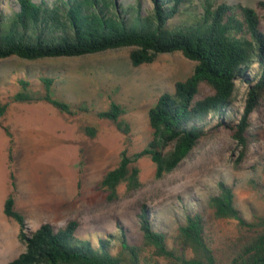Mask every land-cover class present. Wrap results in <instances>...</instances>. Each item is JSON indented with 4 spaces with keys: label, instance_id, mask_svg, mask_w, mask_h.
Segmentation results:
<instances>
[{
    "label": "trees",
    "instance_id": "trees-1",
    "mask_svg": "<svg viewBox=\"0 0 264 264\" xmlns=\"http://www.w3.org/2000/svg\"><path fill=\"white\" fill-rule=\"evenodd\" d=\"M4 2L0 0L1 59L75 57L130 48L133 66L175 52L196 62L193 72L178 80L173 92L161 94L149 109L153 136L147 146L133 154L123 150L118 164L102 178L100 187L108 191L109 199L118 197L123 183L128 190L140 188L138 161L144 156L155 163L157 178L174 171L197 147L215 117L216 127H228L241 147L237 162L247 157L253 136L251 116L264 105V27L256 8L219 0H153L149 10L143 9L142 2L124 8L120 0H15L16 7ZM258 6L264 9V0ZM184 10L187 15L177 20ZM54 82V77H42L44 91L34 92L31 83L21 79V89L11 101L45 102L66 117L86 109L54 96ZM238 83L247 86L242 111L234 108ZM203 85L210 91L204 92ZM9 103L0 97V127L9 138L12 186L4 214L18 222L25 250L6 264H264V213L245 217L236 205L233 186L223 179L206 206L196 202L184 207L190 211L172 235L155 226L147 207L140 214L142 243L122 227L119 234L97 236L94 242L76 234V221L59 229L44 223L27 233L25 216L15 208L14 136L3 122ZM126 112L123 104L111 101L97 116L128 134ZM82 128L90 138L97 136L95 125ZM85 151L82 146L83 158ZM250 183L264 198V185L256 179ZM208 211L215 219L237 222L238 235L225 255L208 233Z\"/></svg>",
    "mask_w": 264,
    "mask_h": 264
},
{
    "label": "rangeland",
    "instance_id": "rangeland-1",
    "mask_svg": "<svg viewBox=\"0 0 264 264\" xmlns=\"http://www.w3.org/2000/svg\"><path fill=\"white\" fill-rule=\"evenodd\" d=\"M3 1L16 7L15 0ZM120 1L128 9L138 2H142L143 9L153 6V0ZM219 1L256 8L264 27V9L258 6L261 0ZM186 13L184 10L176 19H183ZM129 52L130 48H120L75 57L0 58V97L10 102L3 122L14 136L15 208L25 216L26 232L32 233L44 223L59 229L76 221V234L94 242L99 236L119 234L122 227L134 241L142 243L140 214L147 207L155 226L172 235L190 211L184 207L196 202L206 206L222 179L233 186L236 205L245 217L264 213L262 192L250 183L256 179L264 185V105L251 116L253 136L243 161L237 162L241 147L232 131L216 127L215 117L197 147L174 171L157 178L155 163L144 156L138 161L140 188L128 190L123 183L118 187V197L108 198V191L100 187L102 178L118 164L123 150L133 154L147 146L153 136L149 109L161 94L173 92L176 82L187 78L196 64L175 52L133 66ZM42 77L55 78L54 96L86 109L66 117L45 102L11 101L21 89V79L31 83L32 91H44ZM238 84L234 108L242 111L247 86ZM202 89L210 91L206 85ZM111 101L126 107L124 119L131 126L128 134L97 116ZM83 125H95L97 136L90 138ZM82 146L86 149L84 158ZM8 148L9 138L0 127V264L25 250L19 240L18 222L4 214V203L12 190ZM206 215L214 246L220 254H227L231 240L238 235L237 222L215 219L209 211Z\"/></svg>",
    "mask_w": 264,
    "mask_h": 264
}]
</instances>
